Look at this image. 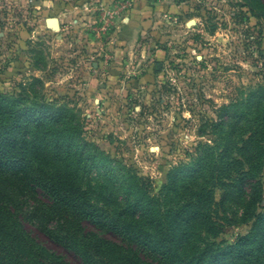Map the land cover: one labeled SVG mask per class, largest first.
I'll return each instance as SVG.
<instances>
[{
	"label": "rangeland",
	"instance_id": "obj_1",
	"mask_svg": "<svg viewBox=\"0 0 264 264\" xmlns=\"http://www.w3.org/2000/svg\"><path fill=\"white\" fill-rule=\"evenodd\" d=\"M147 3L151 22L137 33L121 6L134 0H0V104L21 110L23 150L39 168L71 169L99 205L120 200L135 178L163 195L170 170L214 138L219 110L264 87V0ZM41 105L60 110L34 124ZM17 188L0 175V196L24 210ZM214 211L216 243L251 233L252 222L233 225Z\"/></svg>",
	"mask_w": 264,
	"mask_h": 264
},
{
	"label": "trees",
	"instance_id": "obj_2",
	"mask_svg": "<svg viewBox=\"0 0 264 264\" xmlns=\"http://www.w3.org/2000/svg\"><path fill=\"white\" fill-rule=\"evenodd\" d=\"M59 110L41 105L34 124ZM219 111L214 138L170 170L163 195L135 178L120 200L99 205L71 169L39 168L23 150L21 110L0 104V175L18 186L27 207L16 211L0 196L1 264H73L26 224L80 264H264V87ZM217 206L230 224L252 222L251 233L232 245L211 240L219 233Z\"/></svg>",
	"mask_w": 264,
	"mask_h": 264
},
{
	"label": "crops",
	"instance_id": "obj_3",
	"mask_svg": "<svg viewBox=\"0 0 264 264\" xmlns=\"http://www.w3.org/2000/svg\"><path fill=\"white\" fill-rule=\"evenodd\" d=\"M134 2L135 4L130 5L131 11L126 20L130 26L135 27V32L138 33V26H147L151 22L149 18L153 15V7L147 3V0H134Z\"/></svg>",
	"mask_w": 264,
	"mask_h": 264
},
{
	"label": "water",
	"instance_id": "obj_4",
	"mask_svg": "<svg viewBox=\"0 0 264 264\" xmlns=\"http://www.w3.org/2000/svg\"><path fill=\"white\" fill-rule=\"evenodd\" d=\"M47 23H48L49 27H51L55 30H58L61 27V22H60L59 18H57V17H51V18L47 19Z\"/></svg>",
	"mask_w": 264,
	"mask_h": 264
},
{
	"label": "built area",
	"instance_id": "obj_5",
	"mask_svg": "<svg viewBox=\"0 0 264 264\" xmlns=\"http://www.w3.org/2000/svg\"><path fill=\"white\" fill-rule=\"evenodd\" d=\"M130 5H131V4H121V6L124 7V8H128V7H130Z\"/></svg>",
	"mask_w": 264,
	"mask_h": 264
}]
</instances>
